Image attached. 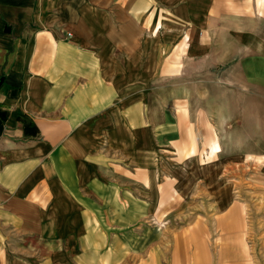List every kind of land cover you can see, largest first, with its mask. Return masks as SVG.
<instances>
[{"label": "crops", "instance_id": "obj_1", "mask_svg": "<svg viewBox=\"0 0 264 264\" xmlns=\"http://www.w3.org/2000/svg\"><path fill=\"white\" fill-rule=\"evenodd\" d=\"M152 5L166 15L198 7L202 48L225 34L218 81L244 98L229 118L241 129L232 151L264 168V0H0V264L126 261L107 249L110 228L126 227L127 168L153 185L158 167L159 122L140 90L160 53L159 34L143 36L159 24L142 14ZM136 50L151 57L145 68L128 62ZM218 134L212 154L223 150Z\"/></svg>", "mask_w": 264, "mask_h": 264}, {"label": "rangeland", "instance_id": "obj_2", "mask_svg": "<svg viewBox=\"0 0 264 264\" xmlns=\"http://www.w3.org/2000/svg\"><path fill=\"white\" fill-rule=\"evenodd\" d=\"M155 6L142 14L154 22L158 17L159 24L145 26L143 36L152 30L159 34L160 53L152 57L153 71H142L146 79L152 75L151 84L140 89L144 115L159 122L155 183H148L146 171L127 168V179L136 183L126 185V227L110 228L107 249L111 258L126 261L98 264H187L197 256H209L215 264H264V168L250 167L248 152L232 151L233 133L241 135V129L232 133L230 119L240 114L244 98L218 81L227 63L216 62L215 46L227 47L225 34L202 48L198 7L166 15ZM185 15L191 24L182 22ZM168 19L174 23L163 24ZM132 32L134 25L128 24ZM141 52L128 62L145 68L151 57ZM170 129L166 143L162 133ZM218 129L223 150L212 154Z\"/></svg>", "mask_w": 264, "mask_h": 264}, {"label": "bare ground", "instance_id": "obj_3", "mask_svg": "<svg viewBox=\"0 0 264 264\" xmlns=\"http://www.w3.org/2000/svg\"><path fill=\"white\" fill-rule=\"evenodd\" d=\"M230 206V205H229Z\"/></svg>", "mask_w": 264, "mask_h": 264}]
</instances>
